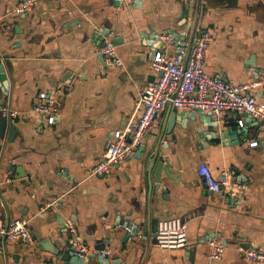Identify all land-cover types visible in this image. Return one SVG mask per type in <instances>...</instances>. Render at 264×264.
Instances as JSON below:
<instances>
[{"label":"crops","instance_id":"crops-1","mask_svg":"<svg viewBox=\"0 0 264 264\" xmlns=\"http://www.w3.org/2000/svg\"><path fill=\"white\" fill-rule=\"evenodd\" d=\"M22 1L0 0V111L14 125L0 137V218L30 220L34 243L0 241V264H65L69 220L92 251L85 264H251L238 245L264 251L262 124L235 112L216 124L207 112L167 106L144 150L107 176L91 171L114 132L137 120L135 100L155 79L154 53L176 57L177 41L191 42L196 24L214 36L209 74L231 85L263 80L264 0H38L14 16ZM105 39H116L124 68L105 67ZM60 85L71 91L49 125L33 105ZM254 94L264 105V86ZM201 161L216 177L231 172L243 192L210 195ZM168 219L187 221V246L156 245L158 224ZM214 237L227 245L219 262L209 260Z\"/></svg>","mask_w":264,"mask_h":264},{"label":"built area","instance_id":"built-area-1","mask_svg":"<svg viewBox=\"0 0 264 264\" xmlns=\"http://www.w3.org/2000/svg\"><path fill=\"white\" fill-rule=\"evenodd\" d=\"M38 0H23L16 6L14 16H26L36 6ZM124 2L125 0H116ZM168 39L167 37H162ZM214 36L207 30L196 32L193 44L189 41H177V56L170 57L162 52H155L151 60V68L155 73L153 83L143 88L135 100L137 120L130 121L126 127L114 132L111 142L102 160L91 171L95 177L111 174L122 162L135 152H141L146 147V139L156 125L158 117L171 105L175 109H187L207 112L213 122L220 121L230 112H235L252 119L264 126V105L258 103L254 94L264 86L263 80L250 83L231 85L220 75H211L206 71V54ZM106 68H124V63L117 52V46L112 40L105 39L100 47ZM71 91L68 85H60L54 94L36 99L33 111L43 116L49 125H55L60 117V101ZM10 117H17L16 112L3 108ZM8 112V113H7ZM240 127L244 122L240 120ZM257 140L250 147H257ZM197 173L202 178L210 195H218L223 199H236L244 190L231 172H224L219 177L213 173L206 161L197 165ZM1 184V182H0ZM55 201L48 207H55ZM64 231L69 236L67 248L77 258L88 261L92 251L80 235L75 222L65 223ZM156 245L164 250L177 249L188 245L187 221L184 219H168L158 224ZM0 241L13 243H34V236L28 219L0 218ZM227 245L214 237L209 242V260H222ZM242 257L251 264H264V251L255 248H244L238 245ZM109 251L100 253L102 259L109 257Z\"/></svg>","mask_w":264,"mask_h":264},{"label":"water","instance_id":"water-1","mask_svg":"<svg viewBox=\"0 0 264 264\" xmlns=\"http://www.w3.org/2000/svg\"><path fill=\"white\" fill-rule=\"evenodd\" d=\"M201 2H202V0H199V4ZM197 29H198V25L196 24L195 27H194L192 39H191V42H190L191 45L193 44ZM151 39L156 40L157 37H153ZM112 42L114 43L115 46H117L116 39H114ZM0 72L2 74V79L5 81L6 80V76L4 74V69L1 68ZM0 105H3V103H1ZM168 107L172 108L171 105H169ZM210 118H211V116H210ZM176 121H177V114H172L171 118H170V121H169L168 129H167L168 133H170L171 127L176 123ZM211 121H213L212 118H211ZM7 128H9L10 136H11V134H13V132H14V130H13L14 129V125H12V123H10L9 119L7 117L3 116V114H1V111H0V137L1 138L5 137ZM161 140H162V138L160 139V141ZM154 157L156 158L157 155L154 156ZM153 163H154L153 160L152 161H150V160L147 161V168H150ZM160 170H161V162L157 165V168L155 170V175H156L155 176V181H156V183H158V181H159V178H157V175H159ZM18 172L21 173L20 170ZM53 253L58 254V251L57 252L53 251ZM62 260L65 262V264H74V263H76V264H85V263H87V261L73 256L70 251H66V252L63 253ZM103 260H105V259H103Z\"/></svg>","mask_w":264,"mask_h":264}]
</instances>
